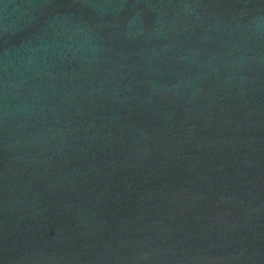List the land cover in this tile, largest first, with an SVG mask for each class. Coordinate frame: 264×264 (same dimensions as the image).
<instances>
[{
	"label": "water",
	"instance_id": "1",
	"mask_svg": "<svg viewBox=\"0 0 264 264\" xmlns=\"http://www.w3.org/2000/svg\"><path fill=\"white\" fill-rule=\"evenodd\" d=\"M0 264H264V0H0Z\"/></svg>",
	"mask_w": 264,
	"mask_h": 264
}]
</instances>
